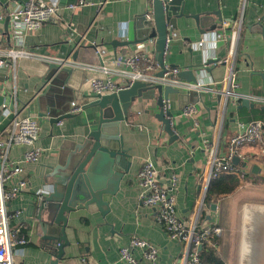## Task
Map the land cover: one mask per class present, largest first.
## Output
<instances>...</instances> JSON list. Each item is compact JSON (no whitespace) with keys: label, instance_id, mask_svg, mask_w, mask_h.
Returning a JSON list of instances; mask_svg holds the SVG:
<instances>
[{"label":"crops","instance_id":"0c3cea01","mask_svg":"<svg viewBox=\"0 0 264 264\" xmlns=\"http://www.w3.org/2000/svg\"><path fill=\"white\" fill-rule=\"evenodd\" d=\"M44 1L51 3V0ZM80 1L86 5L68 8ZM105 1L59 0L61 11L57 21L45 24L25 39V48L34 57L20 59L15 70L12 66L0 68V134L8 128L13 114L26 107L23 116L36 118L41 127L37 146L42 149V155L39 161L23 165L30 190L9 205L10 210L20 212L12 227L22 226L29 241L16 253L15 264H55L53 251L43 242L36 194L43 189L53 192L57 170L75 152L87 131L96 128L93 120H97V108L83 109L74 118L52 124L49 101L52 99L57 103L59 112L74 101L84 108L91 102L88 98L94 95L92 80L108 77L98 71L66 67L59 70L61 74L55 84L49 82L47 87L44 81L52 64L43 58H70L80 65L100 67L104 64L113 68V61L118 56L138 48V45L120 46L118 42L135 39V19L146 13L147 2L110 0L101 7ZM16 2L1 0L3 12L12 9ZM182 9L184 16L177 21L178 29L174 31L177 37L170 43L171 58L166 66L173 69L171 66L174 65L182 70L195 66L192 69L194 76L205 89L196 90L200 97L184 110H180L183 102L178 95H170L168 106L173 113L176 139L171 140L163 125L156 120L159 108L153 101H144L149 113L133 115L121 124V135L130 156L129 173L124 176L116 195L104 197L109 206L105 215L95 205L69 215L66 229L69 246L58 264H83V259L88 264H124L120 250L127 247L133 237L144 239L158 248L157 264L181 263L184 244L171 239L157 223L155 210L140 201L138 173L146 160L154 163L165 185L170 186L174 176L178 178L173 190L177 211L183 219L196 220L199 230L215 224L219 226L221 201L235 196L243 183H260L251 176L242 180L232 194L213 203L217 205L216 210L212 205L207 207L205 220H199L208 190L206 179L211 171V159L229 155L239 123L253 122L255 116L263 115L264 0H246L240 29L235 27L239 22L240 0H184ZM195 16L207 21L199 23ZM215 32L222 33L224 38L208 42L203 48L197 46L206 34ZM8 38L4 37L5 43ZM97 50L104 51L101 58ZM65 70H70V74ZM110 78L116 85L124 84V80L115 74ZM231 79L237 88H232ZM182 82L187 83L186 80ZM216 90L222 93H216ZM226 90L232 94L223 95ZM181 93L189 92L182 90ZM244 99L254 107H244ZM4 105H7L5 109ZM190 107L195 108L194 114L185 115L184 111ZM88 122H91L90 127H83ZM26 149L12 148L9 159L21 161ZM240 152L247 158L246 162L239 164L246 174H254L260 179L264 177V146H245ZM244 163H247L245 168ZM254 167L259 168L257 174L253 173ZM15 183L16 180H12L11 184ZM245 246V256L241 260L249 264L253 259L249 244ZM136 255L140 256L137 252ZM224 260L230 264V260Z\"/></svg>","mask_w":264,"mask_h":264},{"label":"built area","instance_id":"2783aa9c","mask_svg":"<svg viewBox=\"0 0 264 264\" xmlns=\"http://www.w3.org/2000/svg\"><path fill=\"white\" fill-rule=\"evenodd\" d=\"M108 1L110 0L101 3V7H104ZM145 1L147 2V9L150 10L153 0ZM58 2L59 0H51V3L44 0H20L15 3L12 9L4 13L0 0V68L7 69L12 66L15 70L20 59L34 57L25 48V39L30 34L39 31L45 24L57 21L61 11ZM245 4L246 0H240L238 26L235 24L237 29L241 27ZM85 5V2L80 1L79 4L70 5L68 8L76 9ZM6 20L9 21L7 33L4 32V22ZM238 35L237 32V37ZM5 36L9 37L8 43L4 42ZM176 37L175 32L170 33L167 45H170L171 39ZM223 38L222 33L206 34L197 46L203 48L206 43ZM137 47L134 52L118 56L113 61V68L104 64L100 67L80 65L74 63L70 58L43 59L47 63L58 66L59 70L72 67L98 71L107 75L108 77L105 80L100 78L92 80L91 87L95 96L118 93L121 90L130 88L136 82L153 87L159 85L169 86L187 92L205 89L199 84L193 85L178 80L177 76L183 71L182 69L167 67V73L163 77H159L157 74L160 72V67L155 59V39H150ZM97 53L101 58L104 51L97 50ZM113 74L121 77L124 84L116 85L110 78ZM170 76H173V79ZM230 83L233 89L238 87L233 79ZM216 93L222 92L216 90ZM231 94L230 90L223 92L225 96ZM168 104L169 100L164 101L165 111L169 109ZM6 106H3L4 109ZM72 106L73 114H78L83 110L82 106L76 103H72ZM26 109L28 107L16 111L8 128L0 134V264H15L16 253L29 243L26 235L23 234L22 226L12 227L13 222L20 216V212L9 209V205L14 199L30 190L28 180L24 178L23 165L39 161L42 155V149L37 146L41 130L40 123L32 116L24 117L23 112ZM194 112L195 108L190 107L184 111V114L191 116ZM252 145L264 146V123L261 121L239 123V131L231 140L229 155L222 158L213 156V159H211V171L206 179L207 186L212 179L219 178L222 175H237L239 177L246 174L245 169L233 164V158L237 156L240 162H246L247 158L240 152V149ZM14 147L27 148L21 161L16 162L9 159L10 150ZM12 180H16L13 185L11 184ZM177 181L178 178L174 176L170 181V186L165 185L161 181L160 172L154 163L151 160H146L138 173V183L141 188L140 201L144 206L155 210L157 223L163 227L165 233L171 239L184 244L185 252L180 264H204L201 253L203 248L211 247L215 252H219V243L213 241V238H220L223 230L216 224L199 230L196 220H187L180 217L173 193ZM51 192L50 189L37 192L36 198L39 208L46 204L45 198ZM136 252L140 254L139 257ZM120 259L124 264H157L159 250L150 242L133 237L130 244L120 250ZM82 262L88 264L85 259Z\"/></svg>","mask_w":264,"mask_h":264},{"label":"water","instance_id":"95a60500","mask_svg":"<svg viewBox=\"0 0 264 264\" xmlns=\"http://www.w3.org/2000/svg\"><path fill=\"white\" fill-rule=\"evenodd\" d=\"M183 5L184 0H153L151 9H146V13L135 19V39L118 42L120 46L128 47L155 39V59L160 67V72L157 74L159 77L167 73L166 64L170 61L169 52L172 48L171 45H167V39L170 33L178 29L177 21L184 16ZM194 19L199 23L207 21L198 16ZM8 28L9 21L6 20L4 32L7 33ZM171 67L174 69L176 66ZM194 67L183 70L177 78L198 85L199 80L192 70ZM65 71L70 74V70ZM60 74L58 66L50 65L44 81L46 86L49 82L54 85ZM170 78L173 79V76ZM172 94L178 95L183 102L180 110H184L190 102L200 97L197 91L182 94L180 90L169 86L153 87L136 82L130 88L118 93L105 96L93 95L88 98L91 102L83 109L99 110L97 120H93L96 128L87 131L75 152L57 170L58 177L53 192L46 196V204L39 208L43 242L53 251L55 264L64 258L65 249L69 246L66 233L69 215L94 205L105 215L109 211V206L104 197L116 195L124 176L129 173L130 156L121 135V124L130 120L133 115L149 113L145 110L144 101H153L159 108V113L155 116L156 120L163 125L164 132L171 140L176 139L172 125L173 113L169 109L165 111L164 108V101H168ZM72 103L78 104L75 101ZM72 103L59 112L57 103L50 99L48 111H51V123L58 124L65 119L74 118L76 114L72 113ZM242 104L246 108L254 107L248 99H244ZM90 123H86L83 127L89 128ZM233 164L239 166L240 159L237 156L233 158ZM243 167H247V163H244ZM258 172L259 168L254 167L253 173ZM208 187L209 185L206 189ZM212 209L216 210L217 205H212Z\"/></svg>","mask_w":264,"mask_h":264},{"label":"rangeland","instance_id":"374dc122","mask_svg":"<svg viewBox=\"0 0 264 264\" xmlns=\"http://www.w3.org/2000/svg\"><path fill=\"white\" fill-rule=\"evenodd\" d=\"M253 206L264 207V183L260 182L257 185L243 183L235 196L221 201L218 225L223 227V234L219 240V252L217 253L224 259L230 260V264H246L241 257L245 256V245L252 244V241L244 239L243 231L245 230L246 212Z\"/></svg>","mask_w":264,"mask_h":264},{"label":"trees","instance_id":"16d2710c","mask_svg":"<svg viewBox=\"0 0 264 264\" xmlns=\"http://www.w3.org/2000/svg\"><path fill=\"white\" fill-rule=\"evenodd\" d=\"M261 114L263 115L255 116L254 120L252 121H262L264 123V117H262L264 116V111L261 110ZM249 176L253 177L257 182L259 181L261 183H264V177L260 179L258 178V176L251 173H247L239 177L237 175H222L219 178L212 179L207 190L205 204L203 206L199 220H205V212L208 210L207 207H211V205H213V203H216L219 198L232 194L240 186L241 181L248 180ZM219 240L220 238H213V241L215 242L219 243ZM201 253L204 264H226L224 258L217 252H215L211 247H204Z\"/></svg>","mask_w":264,"mask_h":264},{"label":"bare ground","instance_id":"6f19581e","mask_svg":"<svg viewBox=\"0 0 264 264\" xmlns=\"http://www.w3.org/2000/svg\"><path fill=\"white\" fill-rule=\"evenodd\" d=\"M243 232L245 233L244 239L252 241V244H249V251L253 264H264V207L249 208L246 212Z\"/></svg>","mask_w":264,"mask_h":264}]
</instances>
